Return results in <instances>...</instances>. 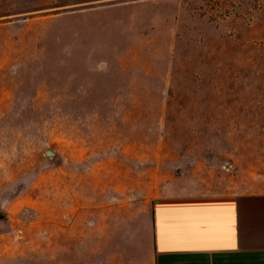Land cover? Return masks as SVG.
Listing matches in <instances>:
<instances>
[{
  "label": "rangeland",
  "instance_id": "1",
  "mask_svg": "<svg viewBox=\"0 0 264 264\" xmlns=\"http://www.w3.org/2000/svg\"><path fill=\"white\" fill-rule=\"evenodd\" d=\"M258 190L264 0H0V264H152L155 198Z\"/></svg>",
  "mask_w": 264,
  "mask_h": 264
},
{
  "label": "crops",
  "instance_id": "2",
  "mask_svg": "<svg viewBox=\"0 0 264 264\" xmlns=\"http://www.w3.org/2000/svg\"><path fill=\"white\" fill-rule=\"evenodd\" d=\"M142 229L152 264H264V190L160 195Z\"/></svg>",
  "mask_w": 264,
  "mask_h": 264
},
{
  "label": "water",
  "instance_id": "3",
  "mask_svg": "<svg viewBox=\"0 0 264 264\" xmlns=\"http://www.w3.org/2000/svg\"><path fill=\"white\" fill-rule=\"evenodd\" d=\"M47 154H51V151L48 150V151H47Z\"/></svg>",
  "mask_w": 264,
  "mask_h": 264
}]
</instances>
